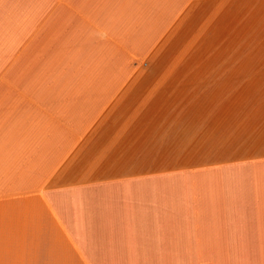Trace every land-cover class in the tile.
Wrapping results in <instances>:
<instances>
[{
	"label": "crops",
	"instance_id": "0c3cea01",
	"mask_svg": "<svg viewBox=\"0 0 264 264\" xmlns=\"http://www.w3.org/2000/svg\"><path fill=\"white\" fill-rule=\"evenodd\" d=\"M0 264H264V0H0Z\"/></svg>",
	"mask_w": 264,
	"mask_h": 264
}]
</instances>
